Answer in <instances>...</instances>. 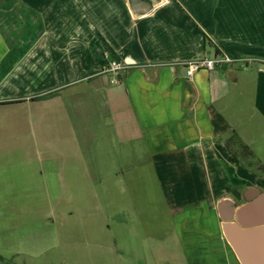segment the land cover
<instances>
[{
  "label": "crops",
  "instance_id": "obj_1",
  "mask_svg": "<svg viewBox=\"0 0 264 264\" xmlns=\"http://www.w3.org/2000/svg\"><path fill=\"white\" fill-rule=\"evenodd\" d=\"M216 52L251 60L256 73L235 63L187 77L186 63ZM111 62L128 69L104 72ZM262 62L264 0H0V204L15 196L22 208L50 179L66 193L95 134L114 153L105 163L132 148L131 160L143 152L149 163L187 166L161 173L170 198L183 186L193 205L171 206L180 229L220 197L211 191L227 179L222 164L236 162L225 149L232 133L250 147L258 137L245 126L264 132ZM252 81L251 105L231 104L230 86Z\"/></svg>",
  "mask_w": 264,
  "mask_h": 264
},
{
  "label": "rangeland",
  "instance_id": "obj_2",
  "mask_svg": "<svg viewBox=\"0 0 264 264\" xmlns=\"http://www.w3.org/2000/svg\"><path fill=\"white\" fill-rule=\"evenodd\" d=\"M242 69L256 73L253 66L243 64ZM253 86V81L230 86L229 102L239 108L251 105ZM239 93H244L243 97ZM245 129L258 137L249 147L253 155L245 160L264 165V132ZM94 135L84 154L90 155V161L75 165L78 177L75 182L71 177L72 187L66 193L56 191L50 179L46 191L23 196L26 204L22 208L12 203L15 196L2 197L0 264H163L177 231L171 215V180L161 173L167 177L170 170L182 172L184 164L149 163L143 152L131 160L132 148H125V156H121L125 160L105 163L114 153ZM232 146L241 157L238 146ZM258 176L263 178L264 173ZM247 179L248 185L254 184L253 177ZM227 192L224 188L216 195ZM187 217L190 222L193 214ZM198 218H205V212L200 211ZM192 226L185 229L184 245L194 264L216 255L226 256L230 258L226 264H234L219 232L207 226L205 219L192 221Z\"/></svg>",
  "mask_w": 264,
  "mask_h": 264
},
{
  "label": "flooded vegetation",
  "instance_id": "obj_3",
  "mask_svg": "<svg viewBox=\"0 0 264 264\" xmlns=\"http://www.w3.org/2000/svg\"><path fill=\"white\" fill-rule=\"evenodd\" d=\"M232 136L237 137V134L235 132H233ZM230 140H231V138L226 140L225 149H226L228 155L233 160H236V162L231 163V164H226V165L222 164L224 166L221 167V171H222V173L224 172L226 174L227 179H226V181H224L225 182L224 184L216 186L211 191L213 198H216V193L219 192L220 187H221V190H224V188H225V189H228L229 192H227L226 194H223V196L216 198L215 201L210 202L209 198H207L206 204H208L207 208L210 212L209 211L205 212V218L199 219L198 214H193V219L190 220V222L188 220L186 222H183L180 229L176 228L175 221L172 219L173 225H174L177 232L174 234V236L172 238V241H171L172 243L170 245L169 253H168L167 257L165 256L166 258L163 260V264H194L193 259L188 257L189 254H188V252L185 248V245H184L185 238H186L185 229H188L190 227L193 228L192 221H195L196 223H198V222L201 223L204 219H205V224L207 226L209 225L210 227L213 228V230L219 231V233L221 234L220 238L222 239L226 248L230 252L229 257H231V259L233 258L234 254L232 253L231 249L227 245V243L224 240V237L222 236V233L220 231L221 230V219L219 218V214L217 211L218 202L222 199H229L232 202V205L236 207V206L246 202L245 193L249 188H255L258 192L264 193V189H262V187L257 185V180L264 178V177L261 178L258 176V173H264L263 171H261L259 169V166L264 167V165L259 164L258 162H256L257 164H252L249 161L245 160L249 157H248V155H246L247 151L243 148V146H246V147H248V146L245 145L240 139H239V143L241 146L237 147V149L241 150V157H238V155H236L235 151L233 150V146H232L233 144L232 143L228 144L230 142ZM248 149H249V147H248ZM249 150L251 151V149H249ZM184 166H185V164H184ZM239 168L245 171V173H244L245 177H247V178L253 177L254 178V184L248 185L249 183L247 184L246 181H242V180H239L237 178L231 179L229 172H231V171L233 172V170L234 171L240 170ZM186 169H187V166H186V168L183 169V171L181 173L185 174L187 172ZM172 196H173V200L171 198L170 199L174 202L171 203V206L176 208V209L180 208L181 210L185 211L189 206L190 207L193 206V205L188 206V204L186 202L187 193L185 191V187H183V186L178 187L177 193H174ZM175 197H177L179 199V203H176ZM197 207H200L199 204L197 205ZM206 213H207V215H206ZM216 256L217 257L215 259V264H226V262L230 259L226 256H225L226 257L225 258L223 255L222 256L216 255ZM218 257H221L222 261L218 260L217 259ZM219 261H220V263H219ZM205 263H206L205 261L202 262V264H205Z\"/></svg>",
  "mask_w": 264,
  "mask_h": 264
},
{
  "label": "water",
  "instance_id": "obj_4",
  "mask_svg": "<svg viewBox=\"0 0 264 264\" xmlns=\"http://www.w3.org/2000/svg\"><path fill=\"white\" fill-rule=\"evenodd\" d=\"M246 202H218L221 233L238 264H264V193L249 188Z\"/></svg>",
  "mask_w": 264,
  "mask_h": 264
},
{
  "label": "built area",
  "instance_id": "obj_5",
  "mask_svg": "<svg viewBox=\"0 0 264 264\" xmlns=\"http://www.w3.org/2000/svg\"><path fill=\"white\" fill-rule=\"evenodd\" d=\"M251 60L243 59L238 57H230L226 55H218L212 59H195L186 63V75L187 77H192L196 72L204 70H212L215 67H220L223 65H231L235 63H242L247 65ZM257 61V60H252ZM264 65V62H262ZM128 67L122 63L111 62L105 69L104 72L117 73L125 71Z\"/></svg>",
  "mask_w": 264,
  "mask_h": 264
},
{
  "label": "trees",
  "instance_id": "obj_6",
  "mask_svg": "<svg viewBox=\"0 0 264 264\" xmlns=\"http://www.w3.org/2000/svg\"><path fill=\"white\" fill-rule=\"evenodd\" d=\"M218 55H220V54H218L216 52L215 56H218ZM52 96H53V94L45 96V97H42V99H46V98H49V97H52ZM231 143L238 145V147L241 146L240 143H239V139L236 136H232L231 137V140H230V142L228 144H231ZM243 148L247 151L246 155H248V157L253 155L252 152L248 149V147L243 146ZM259 169L264 172V167L263 166H259ZM257 185L262 187V189H264V178L263 179H258L257 180Z\"/></svg>",
  "mask_w": 264,
  "mask_h": 264
}]
</instances>
